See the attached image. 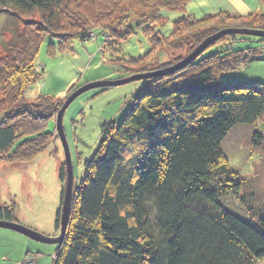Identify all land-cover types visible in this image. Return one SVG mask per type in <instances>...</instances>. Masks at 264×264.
I'll return each mask as SVG.
<instances>
[{
	"label": "trees",
	"instance_id": "16d2710c",
	"mask_svg": "<svg viewBox=\"0 0 264 264\" xmlns=\"http://www.w3.org/2000/svg\"><path fill=\"white\" fill-rule=\"evenodd\" d=\"M156 1L166 7L181 2ZM71 3L0 0V13L8 18L4 30L12 32L10 41L0 43V164L31 162L53 143L47 129L63 103L43 94L30 101L27 94L42 78L36 60L47 36L50 57L66 53L74 40H88ZM80 3L104 17L120 10L123 1ZM257 17V29L264 31V12ZM236 36L222 37L185 66L146 81L122 121L101 126L99 146L85 163L78 189H72L75 206L53 264L264 263V214L242 197L250 213L245 222L222 204L225 196L237 197L243 183L221 146L237 126L264 121V84L220 81L221 74L255 60L259 52L232 51ZM253 38L264 47L263 38ZM221 45L224 53L203 57ZM262 142L263 135L254 132L251 143ZM65 167L60 166V182ZM0 221L18 224L14 207L0 206Z\"/></svg>",
	"mask_w": 264,
	"mask_h": 264
},
{
	"label": "rangeland",
	"instance_id": "374dc122",
	"mask_svg": "<svg viewBox=\"0 0 264 264\" xmlns=\"http://www.w3.org/2000/svg\"><path fill=\"white\" fill-rule=\"evenodd\" d=\"M71 1V13L77 16L75 20L78 19L81 28H87L88 40H74L66 53L57 52L55 57H50L46 50L52 40L49 36L44 39L36 60V70H42V78L27 94L30 101L35 100L36 93L41 90L45 96L64 103L73 92L95 82H86L94 77H104L98 81H116L131 77L129 74L134 70L137 73L133 75H149L173 68L199 43L222 30H258L261 24H257V16L264 12L261 0H181L174 7L157 5L156 0L147 5L122 0L120 10L109 11L101 17L95 13L96 7L81 6V0ZM215 5L217 10L213 9ZM156 14L158 18H155ZM7 19L0 13V43L12 39V32L4 30ZM33 21L40 22L38 18ZM142 24L146 29L141 30ZM154 34L162 39L155 42ZM260 46L257 38L236 36L232 51L258 48L255 53L259 52L254 56L255 60H248L235 71L221 74L220 81L264 84V47ZM117 48L119 52L115 50ZM223 51L222 45L215 46L205 51L203 57ZM129 58L137 59L136 63L129 62ZM69 78L74 80L64 84ZM152 79L154 77L119 87L90 90L66 109L62 127L74 190L78 189L76 186L84 175L85 163L93 158L99 146L101 126L118 125L131 108L134 96L147 85L146 81ZM51 122L47 130L53 132V143L43 153L31 162L0 164V206L14 207L19 225L49 239L60 235L61 194H64L66 180H59V169L62 164L65 166V156L56 131V116ZM254 132L263 135V142L258 147L251 143ZM221 148L228 167L243 183L237 197H224L223 207L249 222L250 213L241 202L242 197L249 199L250 205L264 214V121L255 126H237ZM72 193L77 195L76 191L72 190ZM74 196L70 210L75 206ZM56 249L55 244L40 243L0 229V264H53Z\"/></svg>",
	"mask_w": 264,
	"mask_h": 264
},
{
	"label": "water",
	"instance_id": "95a60500",
	"mask_svg": "<svg viewBox=\"0 0 264 264\" xmlns=\"http://www.w3.org/2000/svg\"><path fill=\"white\" fill-rule=\"evenodd\" d=\"M228 35H245V36H252V37H258V38L264 39V31L246 30V29L222 30L221 32H218L214 34L213 36L205 39L204 42L200 44L186 59H184L178 65H175L173 68L164 70L159 73H152L149 75H145V74L144 75H133L123 80L93 82V83L85 85L84 87L79 88L78 90L73 92L71 95H69L67 99L64 101L62 107L60 108V110L57 112V115H56V131L60 138V142L63 146L64 156H65V166H66V180H65V188H64V194H63V200H62L59 237L49 239L19 224L3 222V221H0V229L10 230V231L19 233L29 239H32L34 241L44 243V244L57 245L62 241L64 231H65V226L67 224L69 213H70V202H71L72 189H73L72 167H71V161L69 157L68 148H67L64 133H63L62 119H63V115L66 109L71 105V103L74 100H76L79 96H81L82 94L90 90L119 87L122 85H126L130 82L142 81L147 78H151V77L153 78V77L160 76L168 72H172L175 69L181 68L182 66H185L186 64L190 63L195 58H197L205 49H207L212 43Z\"/></svg>",
	"mask_w": 264,
	"mask_h": 264
},
{
	"label": "crops",
	"instance_id": "0c3cea01",
	"mask_svg": "<svg viewBox=\"0 0 264 264\" xmlns=\"http://www.w3.org/2000/svg\"><path fill=\"white\" fill-rule=\"evenodd\" d=\"M213 9L214 10H217V6L215 5L214 7H213ZM85 49H87L86 47H85ZM76 70V69H75ZM99 79H104V77H94V78H91V79H89V80H87L86 82H92V81H98ZM47 80V79H46ZM74 80V78H69V79H66V82L64 83V84H67V83H70V82H72ZM45 86H46V81H45ZM41 91V90H40ZM40 91L38 90V92L36 93L38 96L39 95H42V93H40ZM36 94L34 95L35 97H36ZM44 95V94H43Z\"/></svg>",
	"mask_w": 264,
	"mask_h": 264
}]
</instances>
